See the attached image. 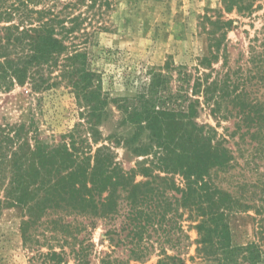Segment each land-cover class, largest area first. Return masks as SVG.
<instances>
[{"label":"trees","instance_id":"obj_1","mask_svg":"<svg viewBox=\"0 0 264 264\" xmlns=\"http://www.w3.org/2000/svg\"><path fill=\"white\" fill-rule=\"evenodd\" d=\"M46 1L0 0V91L25 85L34 93L48 89L45 71L63 56L59 78L72 87L94 135L101 96L90 87L84 55L67 42L83 19L52 12ZM257 1L220 3L223 12L251 17L262 5ZM106 3L74 0L64 7L85 5L89 10ZM219 17L212 21L206 11L201 18L211 28H203L206 44L192 72L166 64L164 70L149 72L148 83L134 95L110 98L131 129L123 146L142 158L135 168L125 170L116 160L114 142L95 149L77 142V128L49 144L33 133L31 122L0 123V209L21 208L20 232L29 264H67V258L88 264V228L101 219L110 224L121 208L126 212L119 240L131 245V260L143 257L147 248L142 244L154 226L162 229L173 222L166 232L175 233L177 227L188 238L178 226L186 212L195 222L198 243L217 264L258 262L264 250V24L257 47L250 46L244 64L232 68L224 29L233 20ZM219 59L220 69H215ZM204 108L217 119L234 118L232 132L225 136L197 123ZM232 137H237L234 148L227 145ZM247 210L254 211L258 243L234 247L228 216ZM113 233L109 227L107 235ZM160 252L156 264H184L179 255Z\"/></svg>","mask_w":264,"mask_h":264},{"label":"rangeland","instance_id":"obj_2","mask_svg":"<svg viewBox=\"0 0 264 264\" xmlns=\"http://www.w3.org/2000/svg\"><path fill=\"white\" fill-rule=\"evenodd\" d=\"M68 1L74 0L46 2L52 12L65 17L80 14L83 19L67 42H74L84 55V69L92 74L90 87L101 96L102 102L95 110L97 120L93 125L94 135L88 130L86 110L78 104L72 87L59 78L63 56L56 61L57 66L45 71L51 83L48 89L34 93L29 85H25L14 86L7 92L0 91V123L31 122L33 133L49 144L61 142L63 136L77 128L75 133L81 138L76 141L88 142L93 149L101 144L110 146V142H114L116 160L125 170L135 168L142 158L123 146V139L131 135V129L110 104V98L134 95L148 83L149 72L164 70L166 64L184 66L186 71L192 72L206 44L203 28H211L202 23L201 18L206 11L213 15L212 21L217 15H220L219 19L233 20L224 29L227 65L232 68L244 64L250 46L254 44L257 47L263 36L260 29L264 24V0L257 1L262 5L254 10L251 17L240 16L235 11L223 12L220 0H107L105 5L100 4L89 10L85 5H67L66 8L64 5ZM69 24L67 22L66 26ZM70 51L68 48L66 52ZM220 63L221 59L213 64L214 68L220 69ZM172 85L175 87V82ZM196 122L213 127L218 134L225 136L234 127V118L217 119L207 108L202 109ZM236 139L229 138L228 142L231 143L227 145L234 148L232 143ZM175 178L176 181L180 179ZM140 179L137 176L136 180ZM125 212V208H121L110 224L101 219L95 222L93 229L88 228L91 244L86 256L88 264H101L102 259L114 261L109 264H156L161 249L167 254L179 255L184 264H217L208 253L209 249L198 243L199 235L193 227L195 222L187 218L186 212L178 220V226L188 238L179 235L177 227L172 229L175 233L166 232L168 225H175L173 222H167V227L162 229L154 226L156 230L149 231L150 236L142 244L147 248L142 252L143 257L139 260L129 259L131 245L119 240L124 235L119 229ZM171 215L168 212L170 221ZM21 219L20 207L0 209V264H29L30 254L21 238ZM228 224L232 246L258 243L253 210L232 212L228 216ZM109 227L114 230L111 236L107 235ZM261 251L256 264H264V250ZM67 264H73L72 259L67 258Z\"/></svg>","mask_w":264,"mask_h":264}]
</instances>
